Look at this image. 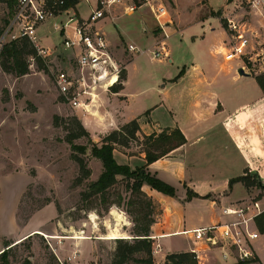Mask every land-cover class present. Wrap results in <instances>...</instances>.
Listing matches in <instances>:
<instances>
[{
  "label": "rangeland",
  "instance_id": "rangeland-1",
  "mask_svg": "<svg viewBox=\"0 0 264 264\" xmlns=\"http://www.w3.org/2000/svg\"><path fill=\"white\" fill-rule=\"evenodd\" d=\"M133 1L141 7L133 15H126L125 9ZM162 1L168 9L162 21L166 23L165 29L169 34L192 24L184 28L180 48L185 64L189 65L204 54L213 41L212 35L206 34V40L199 46L191 43V35L199 33L202 28V24L197 22L203 21L211 26L219 21L221 24L225 22L227 27L224 28L228 33L226 46L230 49L232 41L228 24L231 18L245 26L249 38L243 63L255 76L264 73V8L263 13L253 8L250 0ZM159 2L124 0L115 10L120 16L116 20L118 26L127 27L131 34V38L124 35L127 44L132 42L139 47V52L126 56L127 61L135 57L131 77L136 89L144 90L138 100L162 92L160 84L163 79L171 78L177 68L176 59L168 61L171 55L163 49L167 38L150 7V4ZM93 3L83 1L79 4L82 16L88 15ZM9 7L0 0V27L7 25L6 20L11 15ZM140 13L147 20L150 35L158 39V45L163 46L155 47L156 39L140 31ZM61 20L66 21V17L49 20L40 30L43 44L55 48L48 60L52 68L39 70L33 64L29 74L16 76L4 72L0 66V252L7 242L23 240L13 247L11 261L14 264L22 263L25 258L33 264H111L116 238L134 236L133 215L128 206L131 191L126 188L128 179L118 176V182L108 190L107 199L99 194L90 199L82 198L81 193L97 180L104 169L102 161L91 154L93 142L85 136L75 139L74 143L87 147L82 155L91 175L80 185L75 183L79 165L72 158L71 144L67 141L69 131L65 124L79 116L75 109L61 101L54 83L56 69H62L70 55L62 48L64 35L56 28ZM106 29L113 44H119V48L126 46L119 40V27L107 22ZM219 31L217 25L213 34ZM173 40L168 39V42L173 44ZM152 50H161L162 54L153 59ZM140 109L141 106L137 108ZM57 115L63 118L59 120V125L55 124ZM97 143L100 144V141ZM129 148L127 152L138 154L143 146L140 141H134ZM248 178L256 182L253 175ZM186 192L188 196L193 190L187 189ZM263 197L262 187L252 191L250 196ZM154 210V216L158 218L160 205L156 204ZM214 252L216 257L223 259L220 252ZM254 261L256 259H251L248 263ZM242 263L247 261L232 264Z\"/></svg>",
  "mask_w": 264,
  "mask_h": 264
},
{
  "label": "crops",
  "instance_id": "crops-1",
  "mask_svg": "<svg viewBox=\"0 0 264 264\" xmlns=\"http://www.w3.org/2000/svg\"><path fill=\"white\" fill-rule=\"evenodd\" d=\"M138 19L143 35L152 36L142 13ZM197 23H201L202 28L199 33L191 35V43L199 46L206 40V34L212 35L213 41L204 54L188 65L181 59L180 48L184 28L192 24L169 34L164 40V49L171 55L169 62L177 60V68L171 78L163 79L160 84L162 92L138 100L144 90L138 91L133 83V57L126 64L123 88L102 92L95 115L78 111L80 120L95 142L136 118L141 135L178 128L187 139L185 144L148 165L153 175L176 189V195L169 196L143 185V190L162 210L151 227L154 264H165L169 253L191 252L195 246L182 233L184 229L224 220L221 213L223 205L250 198L252 191L259 187L247 186L243 181L231 185L232 179L257 174L264 184V91L247 67L244 71L248 74L239 72L245 66L243 59L225 58L229 52L226 46L228 33L221 22L212 26L203 21ZM217 25L220 31L213 34ZM115 26L119 27V40L127 45L124 35L131 38L129 30L118 26L117 22ZM154 38L155 47L161 45ZM168 39H174V46ZM139 106L141 109L137 110ZM128 149L114 150L120 164L135 169L146 163L144 152L137 154L127 152ZM188 188L199 196L187 199ZM214 251L217 250L202 251L203 260H199V264L236 263L232 258L223 260L216 257ZM255 251L256 261L242 264H264V232L255 241Z\"/></svg>",
  "mask_w": 264,
  "mask_h": 264
},
{
  "label": "built area",
  "instance_id": "built-area-1",
  "mask_svg": "<svg viewBox=\"0 0 264 264\" xmlns=\"http://www.w3.org/2000/svg\"><path fill=\"white\" fill-rule=\"evenodd\" d=\"M2 1L8 7L11 5V15L0 36V50L6 42L28 38L46 60L49 69L52 65L48 64V60L53 56L55 48L43 44L40 30L47 21L66 17V21L61 20L56 28L64 35L62 48L70 55L64 67L57 68L54 75V83L63 103L77 112L95 115L94 110L97 109L101 93L113 92L116 86L124 84L122 75L126 69V56L128 53L139 52V48L132 43L119 48V44L112 43L106 29L107 22L116 25L114 19L119 15L115 10L124 0ZM83 1L94 2L87 16H82L79 10V4ZM250 3L262 12L264 0H250ZM138 7L141 6L133 1L127 5L125 14H134ZM150 7L167 38L169 33L165 29L166 23L162 21V17L168 14L166 5L160 0L158 4H150ZM228 26L232 42L225 58L242 59L249 45L246 28L231 18ZM151 53L154 58L162 54L161 50H152ZM221 213L224 220L182 231L193 241L195 247L191 252L196 259L202 260L201 252L212 249L220 252L224 259L232 258L236 262L254 259L255 241L261 234L257 219L264 214V197L247 198L223 205Z\"/></svg>",
  "mask_w": 264,
  "mask_h": 264
},
{
  "label": "trees",
  "instance_id": "trees-1",
  "mask_svg": "<svg viewBox=\"0 0 264 264\" xmlns=\"http://www.w3.org/2000/svg\"><path fill=\"white\" fill-rule=\"evenodd\" d=\"M7 23L8 20H6ZM222 24L223 27H227L225 22ZM3 30L4 27H0V36ZM33 63L39 70H49L46 60L39 54L37 48L28 38L6 42L0 50V66L6 73L24 76L30 73L31 64ZM122 76L126 79V70L123 71ZM256 79L264 91V73L257 75ZM121 88H123V85L116 86L114 91H119ZM61 119L63 118L58 115L55 116V124L59 125V120ZM65 128L69 131L67 141L71 144L72 158L79 165V175L75 180L76 185H80L85 179H88L91 175V170L82 155L86 152L87 147L75 144V139L85 136L91 140L93 142L91 154L99 158L103 163L104 169L97 180L92 181L88 189L81 193L83 199H90L98 194L107 199L108 190L118 182V176L128 179L126 188L131 191L128 206L131 207L129 212L133 215L134 236L132 238H116L117 244L111 264H154L151 227L156 222L154 208L157 203L143 190V185L147 184L165 195H176V189L171 184L151 174L148 170V165L185 144L187 142L185 135L178 128H165L161 132H154L149 135L142 133L141 135V127L137 118L106 134L100 140V144L92 141L90 132L77 116L74 117L73 122L65 124ZM134 141L141 142L143 146L141 152L145 153L146 163L132 169L129 165L120 164L116 160L114 150L117 147L129 148ZM249 176L251 174L234 178L230 181V184L232 185L236 181H243L247 186H264L257 174L253 175L256 178V182L249 181ZM198 196L193 191L188 194L187 199ZM58 210L59 212L61 211L59 205ZM257 224L260 231L264 232V214L258 217ZM22 241L6 243L5 248L0 252V264H14L11 261L13 247ZM20 264L33 263L29 258H25ZM165 264H199V262L192 252H178L169 253Z\"/></svg>",
  "mask_w": 264,
  "mask_h": 264
},
{
  "label": "water",
  "instance_id": "water-1",
  "mask_svg": "<svg viewBox=\"0 0 264 264\" xmlns=\"http://www.w3.org/2000/svg\"><path fill=\"white\" fill-rule=\"evenodd\" d=\"M228 2H232V0H228ZM239 72L241 73V74H248V73H245V71L241 68L240 70H239ZM264 187V186H263Z\"/></svg>",
  "mask_w": 264,
  "mask_h": 264
}]
</instances>
